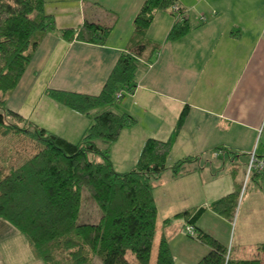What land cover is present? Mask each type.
I'll return each instance as SVG.
<instances>
[{
	"label": "crops",
	"instance_id": "crops-1",
	"mask_svg": "<svg viewBox=\"0 0 264 264\" xmlns=\"http://www.w3.org/2000/svg\"><path fill=\"white\" fill-rule=\"evenodd\" d=\"M43 1V13L51 17L54 29L39 40L6 108L74 143L83 135L88 118L45 92L98 93L126 49L132 19L144 0ZM174 4L184 11L188 31L164 41L175 18L168 9L155 12L146 39L157 48L152 53L148 47L137 58L134 89L111 108L134 120L109 146L111 166L120 173L131 169L145 140H167L186 107L165 163L169 170L178 160L192 161L176 177L170 170L162 172L155 183L151 247L155 255L150 250L148 264H154L161 237L172 264H197L208 248L191 237L189 241L182 230L188 226L185 219L174 216L203 207L192 228L212 239L214 232L228 233L230 221L211 211L210 204L239 189L238 177L245 173L250 154L264 158V0H175ZM84 21L110 27L103 45L62 39L60 30L77 29ZM252 182L241 198L245 208L232 236L234 259L254 255L255 247L264 243V177ZM0 264H41L26 239L1 218ZM91 264L101 262L94 258Z\"/></svg>",
	"mask_w": 264,
	"mask_h": 264
},
{
	"label": "trees",
	"instance_id": "trees-1",
	"mask_svg": "<svg viewBox=\"0 0 264 264\" xmlns=\"http://www.w3.org/2000/svg\"><path fill=\"white\" fill-rule=\"evenodd\" d=\"M174 3L143 1L132 19L126 49L119 53L98 93L46 90L49 99L88 118L83 135L70 143L6 108V99L25 72L31 54L43 34L54 29V23L43 13V0H0V218L26 239L33 258L41 264H91L94 258L101 264H128L126 252L136 264H148L156 223L152 191L166 169L186 107L169 138L164 142L145 140L131 169L120 173L111 166L109 146L134 120L111 108L134 89L137 58L148 47L152 53L157 48L146 39L154 13ZM188 29L187 20L181 24L174 21L164 41H174ZM109 31L110 27L84 21L77 29L60 30L59 34L66 42L103 45ZM117 93L121 97L115 99ZM191 161L188 157L176 161L169 168L172 177ZM262 174L254 172L248 179ZM83 191L99 215L95 210L88 216L83 213L80 221ZM239 193L238 189L213 201L211 211L231 221ZM204 211L200 207L174 217L184 218L192 227ZM194 229L193 239L208 248L197 264H264V243L255 247L254 255L234 259L215 239ZM158 242L154 264H172L167 242L163 237Z\"/></svg>",
	"mask_w": 264,
	"mask_h": 264
},
{
	"label": "rangeland",
	"instance_id": "rangeland-1",
	"mask_svg": "<svg viewBox=\"0 0 264 264\" xmlns=\"http://www.w3.org/2000/svg\"><path fill=\"white\" fill-rule=\"evenodd\" d=\"M123 97H121V98H123ZM120 100L115 101V104H117V102H119ZM96 144H98V146L101 147V148L103 147V144H101L99 142H97ZM168 167L169 166L166 165V169L163 172V174L165 172H169ZM263 177H264V174H262L260 177H257V179H261ZM238 181L241 182V185H240V188H239L240 197H239L238 202H237V207L235 208V211H234V215H233L234 217L230 219L231 221H230V224H229V227H228L229 228L228 233H224L223 231L214 232V237L215 238L213 237V239H215L223 247V249L226 250L227 253L230 254L231 257H235L236 253H237V252L236 253H231V250L234 251V246H235L234 242H233V239H232V236H233V233H234L235 226H236L237 222L240 219V214L243 212V209L245 208L244 203L241 204V198H242V196L244 194V191L247 192L249 189H251V186L253 184V182H252V180L250 178L249 179L247 178L245 180V174H243V175L240 174L239 177H238ZM81 201L82 202H81V208H80V212H81L80 221H81V215L83 213H85V214L87 213V216H88L89 212H94L93 210H95L98 213V215H99V211H97V209H96V207L94 205V202L89 197H87V195H86V193L84 191L82 192V195H81ZM182 230H183V228H182ZM183 233L186 235L184 230H183ZM225 238L227 239L226 243L224 241ZM187 239L189 241H191L190 238H188V236H187ZM164 240H165V238H164ZM222 241H224V244L222 243ZM165 242H166V240H165ZM151 251H152L151 252L152 256L155 255L154 250L152 249ZM242 255H243V253H242ZM247 256H248V253L247 254L245 253L243 257H247ZM126 260H131V262H134L133 257L130 254H128V253L126 254Z\"/></svg>",
	"mask_w": 264,
	"mask_h": 264
},
{
	"label": "built area",
	"instance_id": "built-area-1",
	"mask_svg": "<svg viewBox=\"0 0 264 264\" xmlns=\"http://www.w3.org/2000/svg\"><path fill=\"white\" fill-rule=\"evenodd\" d=\"M170 8L168 11H170L171 15L175 18V22L178 24L183 23L186 19L185 13L182 10V8L177 7V5L172 4L169 6ZM204 17H200L199 21L203 22ZM121 97L120 93H117L115 95V99H118ZM245 180L254 172H261L264 173V158H257L255 155L250 154L248 158V163L246 164L245 167ZM183 230L185 231L186 235L190 238L194 237V230L192 229L191 226H184Z\"/></svg>",
	"mask_w": 264,
	"mask_h": 264
}]
</instances>
